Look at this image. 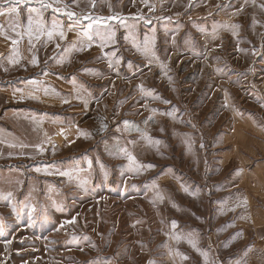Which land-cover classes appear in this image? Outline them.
<instances>
[{
	"label": "rangeland",
	"instance_id": "374dc122",
	"mask_svg": "<svg viewBox=\"0 0 264 264\" xmlns=\"http://www.w3.org/2000/svg\"><path fill=\"white\" fill-rule=\"evenodd\" d=\"M46 1L58 102L0 95V264H264V0Z\"/></svg>",
	"mask_w": 264,
	"mask_h": 264
},
{
	"label": "crops",
	"instance_id": "0c3cea01",
	"mask_svg": "<svg viewBox=\"0 0 264 264\" xmlns=\"http://www.w3.org/2000/svg\"><path fill=\"white\" fill-rule=\"evenodd\" d=\"M13 7H18V12H9V9ZM58 11L59 8L54 6L53 2L46 0L27 6H18L6 1L0 2V12L4 13L0 14V78L4 80L0 84V95L6 97L7 103L14 99L16 80L23 84L21 89L24 96L37 97V100L43 104L58 102L56 92L60 86L53 85L52 94L45 92L42 85L32 86L35 83V78L32 77L56 78L54 65L48 64L49 70L40 73L41 59L64 60L61 52L58 54L55 47V36H57L55 22H62L60 18H57ZM30 18L33 20L31 36L27 33ZM37 20H40L42 27L35 23ZM49 31L52 32L51 36L48 35ZM13 41L16 43L14 44ZM33 60L36 62L33 63ZM50 70L52 72L49 73ZM4 114L12 115L13 118L14 109L7 105Z\"/></svg>",
	"mask_w": 264,
	"mask_h": 264
},
{
	"label": "snow or ice",
	"instance_id": "6c2138e0",
	"mask_svg": "<svg viewBox=\"0 0 264 264\" xmlns=\"http://www.w3.org/2000/svg\"><path fill=\"white\" fill-rule=\"evenodd\" d=\"M6 2H12V3H15V4L18 5L19 3L23 2V0H6ZM9 12H11V13H16V12H18V7L10 8V9H9ZM0 14H4V13H3V12H0ZM69 15H74V14L69 13ZM85 18H86V19H92L91 17H85ZM109 19H113V17H109ZM35 23H36L38 26L42 27V24H41L40 20H37ZM91 28H92V25L89 24L88 27H87V29L85 30V35H88V32L91 30ZM32 31H33V20L30 18V19H29L28 26H27V33L29 34V36L32 35ZM18 35H19V33H18ZM48 35L51 36V35H52V32L49 31V32H48ZM60 35H61V37H63V33H62V32L60 33ZM109 38H111V37H109ZM89 39H91V36H89ZM13 43L15 44L16 41H13ZM35 62H36V61L33 60V63H35ZM125 123H127V122H125ZM129 159H132V157H129ZM61 175H68V173H61ZM11 195H12L11 193H8V194H7V197L10 198ZM0 198H5V197H0ZM30 211H31L32 213H35V212L37 211V208H36L35 206H33V207L31 208ZM173 226H175V222H173Z\"/></svg>",
	"mask_w": 264,
	"mask_h": 264
},
{
	"label": "built area",
	"instance_id": "2783aa9c",
	"mask_svg": "<svg viewBox=\"0 0 264 264\" xmlns=\"http://www.w3.org/2000/svg\"><path fill=\"white\" fill-rule=\"evenodd\" d=\"M1 1H6V0H0ZM35 0H23V2L19 3V5H24V4H27V3H31V2H34Z\"/></svg>",
	"mask_w": 264,
	"mask_h": 264
}]
</instances>
